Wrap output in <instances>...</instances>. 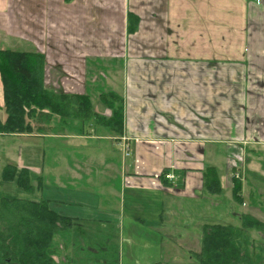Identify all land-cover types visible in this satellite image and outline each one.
Masks as SVG:
<instances>
[{"label": "crops", "instance_id": "0c3cea01", "mask_svg": "<svg viewBox=\"0 0 264 264\" xmlns=\"http://www.w3.org/2000/svg\"><path fill=\"white\" fill-rule=\"evenodd\" d=\"M132 14L139 24L129 35ZM1 34L30 49L12 51L49 58L43 46L48 38L62 60L121 63V138L130 141L129 155L116 148L112 131L95 117L84 123L83 133H51L56 117L38 125L43 130L37 136L0 133L1 140H60L65 161H72L70 152L92 161L90 173L78 178L60 172L56 181L71 196L80 190L81 198L35 199L49 201L58 214L73 219L78 232L76 245L61 246L56 264H105L91 256L98 255L93 247L92 254L80 252L86 234L102 238L101 247L109 249L116 237L123 244L119 264H170L159 252L172 251L164 249L171 245L181 253L175 262L199 264L195 256L202 251L206 227L237 226L233 221L243 218L232 210L234 204L239 207L233 175L239 173L242 201L264 199V0H0ZM3 92L0 75L1 123L7 118ZM132 94L136 99L130 104ZM106 111L94 113L109 120ZM224 146L236 156L231 168L222 162ZM211 169L223 190L221 199L231 197L225 200L231 203L226 212L207 210L219 201L211 198ZM167 172L175 175L174 182L161 178ZM251 206L261 214H250L264 223V210ZM125 241L131 245L126 249Z\"/></svg>", "mask_w": 264, "mask_h": 264}, {"label": "trees", "instance_id": "16d2710c", "mask_svg": "<svg viewBox=\"0 0 264 264\" xmlns=\"http://www.w3.org/2000/svg\"><path fill=\"white\" fill-rule=\"evenodd\" d=\"M138 24L139 18L133 14L129 15V35L136 33ZM45 69L46 58L41 53L0 50V75L7 114L6 121L0 122L1 134H33L34 127L29 125L27 119H33L40 125L49 124L55 116L61 119H70L69 117L73 116L69 130L76 133L85 132L84 123L90 117L93 119L95 114H88L90 103L87 95H70L47 87ZM120 103L118 107L114 102L105 103L107 108L111 109L112 115L109 120L103 119V124L112 131L113 136L121 138L124 107L122 100ZM77 120L80 126L74 125ZM37 130L39 132L43 129ZM209 172L212 177L211 192L220 194L223 190L216 172L214 169L208 170V174ZM168 174L173 173H164L161 178L166 182H174L166 178ZM41 180L29 169H20L15 165H8L0 170V182L16 183L18 188L30 194L40 191ZM37 181L41 182L36 187L34 183ZM233 193L234 199L242 203L241 184L237 179ZM74 224L73 219L58 214L49 201L5 198L0 189V264H56L54 257L61 254L62 245L66 247L72 242L76 245L74 240L78 237ZM253 229L263 231L264 224L248 215L243 217L241 227L208 225L203 235L202 251L195 256L198 263L264 264V257L258 252V247L249 234ZM101 251L107 259L111 257L110 262L119 264L118 251L115 254L108 247H103ZM91 256L97 258L93 254ZM69 261L67 264H76Z\"/></svg>", "mask_w": 264, "mask_h": 264}, {"label": "rangeland", "instance_id": "374dc122", "mask_svg": "<svg viewBox=\"0 0 264 264\" xmlns=\"http://www.w3.org/2000/svg\"><path fill=\"white\" fill-rule=\"evenodd\" d=\"M128 24H129V16H128ZM37 30V29H36ZM46 30V29H45ZM16 34H23L21 32H15ZM33 37L37 36V32H35ZM46 37V36H45ZM32 38V37H31ZM45 40V38H44ZM49 40H45L44 47L45 51L48 53L47 55L50 56L49 58H46V69H45V83L47 87L49 88H55L60 89L61 87H64L67 89V91L75 92V94L71 93L70 95H84L80 93H85L87 95L88 103H90V109L88 110V114L95 112H98L99 114L105 113L106 109L111 115V109L107 108V103H115L118 107L121 103L124 105V99L121 97V93L123 92L122 87L120 83V79L122 78L120 75L121 70V63L119 61H111L109 60H90L85 61L82 59H76L67 57V59L62 60V54L54 53L51 51ZM48 43V45H47ZM28 45V44H25ZM29 46V45H28ZM28 46H23L22 41L15 40V38L10 34V38H8L7 35H0V49L3 47L6 49L11 50H30L28 49ZM53 46V45H52ZM79 74V75H77ZM139 79L143 78L141 76H138ZM130 81L132 82L131 76ZM121 88V90H120ZM133 95V94H132ZM134 96V95H133ZM130 99V104H133V100L136 99L134 96ZM81 101V100H79ZM106 103V104H105ZM89 106V105H88ZM29 112V111H28ZM99 116V115H98ZM56 117V116H55ZM73 117V116H72ZM72 117H69L70 119H61L58 116L54 119L52 122L51 133L55 132H62L66 133L68 132L71 122H73ZM95 119H97L100 124L103 123V119H98L97 115L95 116ZM111 118V117H110ZM92 119V117H90ZM79 120L75 121L74 125L79 124ZM27 122L29 125H32L34 127L33 136H37L38 134V123L35 122L33 119H27ZM71 129V128H70ZM70 131V130H69ZM113 134V133H112ZM113 142H115L116 148L120 147V151H122L124 154L127 152H130V144L129 140H124L123 138L116 137L112 139ZM75 146V144H73ZM63 144L60 142V140L56 139H41V138H33V137H10L4 139H0V169L6 168L8 165H15L19 167H25L29 168L32 171L36 173L38 177H40L42 180V187L40 189V192H37L35 194H30L27 192H24L18 186L16 183L10 182V183H4L0 182V189L2 192V196L5 198H23V199H55V200H62L66 201L70 198L76 200V198H81L82 193L80 190L75 191V195L71 196L70 191H68L67 187H56V181L60 183L59 180V173L65 174V176L70 177L74 176L79 178L80 174L86 172L90 173V164H92L91 159H88L86 157H82V159L77 158L75 155L71 154L69 157L72 161L70 163L65 161V158L62 156V148ZM58 153V154H57ZM223 157L222 162L224 166L226 167V164L228 168H231L232 165H234L236 161V156L231 153V150L228 146H224L223 150ZM226 161V164H225ZM24 165H21V164ZM58 165L61 167L58 169ZM221 166L222 163H221ZM228 168L225 169L224 174H227ZM42 171V172H41ZM79 173V174H77ZM220 176L222 175L219 173ZM70 179V178H69ZM40 181V182H41ZM40 182L37 181L34 183V185L37 187L38 184L40 185ZM60 185V184H59ZM211 197H217L219 201L210 204L207 206V210L211 212L212 209L217 208L219 212H226L230 206V204H226V201L229 202L230 195H225L222 199L219 196L220 194H215ZM255 194V193H254ZM257 194V193H256ZM222 195V194H221ZM96 196V195H95ZM97 197V196H96ZM261 201H254L252 200V203L249 200H244L242 203H239V207L237 209V204L232 208L233 211H238L243 215L250 216L251 218L257 220L258 222H261L260 220L253 217L252 214H255V216L258 214H261L260 211L252 210V206L260 207L262 210H264V199L259 197L256 198ZM226 200V201H225ZM237 203V201L235 200ZM262 202V203H261ZM218 206V207H217ZM159 207V205H158ZM236 207V208H235ZM69 211V210H68ZM230 212V211H228ZM264 212V211H262ZM237 213V212H236ZM258 218V217H257ZM238 221H233L235 224H237L238 227H241L243 225V218H239ZM225 222V221H223ZM264 224V223H263ZM78 232H76L77 234ZM249 234L252 237V240L255 242V245L258 247V252L264 257V230L259 229H253L249 231ZM157 239H161V235L157 234ZM116 238V237H115ZM112 237L111 239V251H114L115 254H117L116 251H118V248H121L123 244H119L118 239L116 240ZM105 239V238H104ZM80 240V239H79ZM85 244L84 247L80 249V252L84 251V254H90L89 251L90 247H93L94 249H97L98 255L95 258L96 260L102 259L106 261L105 264H115V262H110L111 257L109 259L106 258V255H104L101 251L102 245H100L99 241L102 240V238H99L95 235L89 236L88 234L85 235ZM107 240V239H106ZM124 244L125 249L126 247L131 246L130 242L125 241ZM135 242L138 247H141L143 244V241L140 239V237L135 238ZM170 244V243H169ZM82 244H79V247ZM127 245V246H126ZM171 248L172 251H160L159 255H163L164 261L162 262H171L170 264H181L180 262H175V257H181V253L177 250H175L174 245L171 246H164V249ZM256 252V251H255ZM257 253V252H256ZM109 260V261H108ZM264 262V261H263ZM145 264V263H144Z\"/></svg>", "mask_w": 264, "mask_h": 264}, {"label": "built area", "instance_id": "2783aa9c", "mask_svg": "<svg viewBox=\"0 0 264 264\" xmlns=\"http://www.w3.org/2000/svg\"><path fill=\"white\" fill-rule=\"evenodd\" d=\"M256 1L259 2V0H256ZM123 139L127 140L126 138H123ZM127 155H129V152H127ZM233 176H234L235 179H239V173L236 172ZM166 178L171 180V181H174L175 180V175L174 174H168L166 176Z\"/></svg>", "mask_w": 264, "mask_h": 264}]
</instances>
